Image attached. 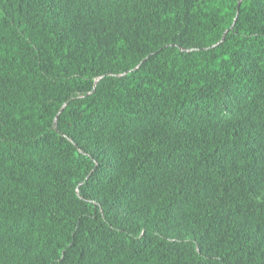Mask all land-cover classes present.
I'll return each instance as SVG.
<instances>
[{
  "label": "trees",
  "instance_id": "16d2710c",
  "mask_svg": "<svg viewBox=\"0 0 264 264\" xmlns=\"http://www.w3.org/2000/svg\"><path fill=\"white\" fill-rule=\"evenodd\" d=\"M0 264H264V0H0Z\"/></svg>",
  "mask_w": 264,
  "mask_h": 264
}]
</instances>
